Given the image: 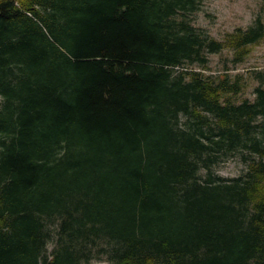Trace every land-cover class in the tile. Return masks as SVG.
<instances>
[{"label": "trees", "instance_id": "trees-1", "mask_svg": "<svg viewBox=\"0 0 264 264\" xmlns=\"http://www.w3.org/2000/svg\"><path fill=\"white\" fill-rule=\"evenodd\" d=\"M198 8L0 0V264H264V69L205 73L264 21L217 39Z\"/></svg>", "mask_w": 264, "mask_h": 264}, {"label": "rangeland", "instance_id": "rangeland-1", "mask_svg": "<svg viewBox=\"0 0 264 264\" xmlns=\"http://www.w3.org/2000/svg\"><path fill=\"white\" fill-rule=\"evenodd\" d=\"M199 8L191 14L194 25L203 28L211 36L223 39L224 36L235 28L248 27L256 16H261L264 21V0H198ZM231 52L224 50L220 53L209 54V69L205 73H219L226 68L229 72L244 73L249 69H264V41L251 47V51L241 64L234 65L230 61ZM192 67L197 68L195 65ZM198 69V68H197ZM255 80L248 78V84L238 95L239 98L252 99V88ZM246 165L238 155L229 157L213 166L215 173L224 177H235L242 174ZM51 244L48 245V250ZM85 264H111L105 256L95 258Z\"/></svg>", "mask_w": 264, "mask_h": 264}]
</instances>
